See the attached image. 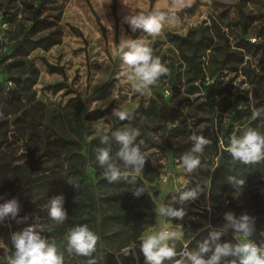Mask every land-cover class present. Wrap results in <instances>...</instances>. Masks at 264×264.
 <instances>
[{
    "label": "rangeland",
    "instance_id": "374dc122",
    "mask_svg": "<svg viewBox=\"0 0 264 264\" xmlns=\"http://www.w3.org/2000/svg\"><path fill=\"white\" fill-rule=\"evenodd\" d=\"M238 1L185 0L190 6L174 8V0L153 5L150 0H49L42 14L53 21L47 26L46 20L36 22L28 6L37 0H0V82L6 85L0 105V203L16 199L19 207L15 219L0 222V240L8 246L0 248V264L15 251L12 234L35 222L45 225L42 234L55 242L64 264L89 259L68 251L66 235L77 225L100 237L93 253L97 264H118L117 253L126 247L135 248L134 254L121 255L119 264H144L141 237L165 227L182 231L189 249L197 250L211 231L206 225L221 227L227 211L255 217L251 239L264 241V160L243 164L226 150L231 136L247 128L264 134V48L253 44L264 43V0H246L244 29ZM156 10L177 17L158 36L133 33L123 23L125 15ZM26 36L31 41L17 50ZM121 37L146 40L170 70L143 95L121 75ZM17 76L24 79L14 81ZM10 88L17 90L13 97ZM116 108L129 111L131 119L112 116ZM253 110L261 115L253 118ZM95 122L109 128L106 143ZM131 129L140 133L135 143L143 141L144 169L132 182L135 173L121 165L128 179L110 183L96 150L110 148L115 155L120 144L112 133ZM193 135L211 143L201 154L204 167L187 173L179 158L192 148ZM229 176L244 179L241 191ZM185 182L199 184L203 194L181 205L177 190ZM138 188L144 192L136 196ZM19 196L37 207L26 210ZM57 196L64 197L68 213L63 224L48 216L47 205ZM161 205L183 207L187 214L182 221L160 217ZM21 223L25 227L15 229ZM227 241L235 242L231 231L220 242Z\"/></svg>",
    "mask_w": 264,
    "mask_h": 264
},
{
    "label": "clouds",
    "instance_id": "9594fccd",
    "mask_svg": "<svg viewBox=\"0 0 264 264\" xmlns=\"http://www.w3.org/2000/svg\"><path fill=\"white\" fill-rule=\"evenodd\" d=\"M190 6L185 0H174V8ZM177 17L171 13L163 11L139 12L128 14L123 17V23L129 25L131 31L135 33L142 30L149 36L155 37L161 34L166 22H175ZM117 54L122 60V73L127 81L132 82V88L141 95L150 90L161 76L168 75L170 70L161 63L159 57L153 55V49L144 39H132L131 37H121L118 45ZM113 95L115 93L113 92ZM99 103V101L94 102ZM91 111V110H90ZM253 118L259 117L261 112L253 110ZM112 116L120 121L131 119V113L123 108H116ZM95 132L102 135V143H106L108 136L106 133L109 128L101 126L95 122L93 124ZM136 129L116 131L112 133L119 142L120 147L112 154L110 148H99L96 150V161L105 171L108 181L116 182L128 179L129 173L122 171L130 169L135 176L142 173L146 158L141 150V145L135 143L139 136ZM192 148L185 152L180 158V166L187 173H192L198 168L204 167L201 162V154L205 146L211 141L204 136L193 135ZM231 157L243 164H255L264 160V134L256 129L247 128L240 136L232 135L226 149ZM219 167V166H217ZM215 169L213 170V172ZM228 181L236 190H242L245 181L237 177L229 176ZM144 192L143 188H138L134 195L139 196ZM178 203L181 205L186 202L196 201L203 194V189L199 184L189 187L185 182L183 190H177ZM177 198L173 197L175 201ZM48 216L56 224H63L68 218L67 210L64 208V197L57 196L49 201ZM19 207L16 199L6 200L0 203V222L11 217L15 219L18 215ZM186 209L181 207L174 208L171 205H161L157 210V215L169 220H183L186 216ZM37 221V220H36ZM223 225L218 228H211L208 238L198 245L197 250H189L188 244L184 241V233L178 230H171L167 227L159 230H150L141 237L139 250L144 257V264H164L171 261L172 264H264V241L257 244L251 239L256 231L255 217L242 214L237 217L232 211L223 213ZM45 225L35 222L26 227L22 232L13 233L11 245L15 249L12 255L7 257V264H64V257L58 252L54 241H50L44 233ZM229 231L232 232L231 241L220 242L221 237ZM264 236V233H261ZM68 251L74 252L78 256L88 257L86 264H97L93 258L96 246L100 237L89 229L87 225H77L71 228L66 235ZM178 245H182L177 251ZM7 245L0 240V248L7 250ZM135 248H123L117 253L119 257L133 255ZM178 257V258H177ZM231 257V259H229ZM138 259V257H137Z\"/></svg>",
    "mask_w": 264,
    "mask_h": 264
},
{
    "label": "trees",
    "instance_id": "16d2710c",
    "mask_svg": "<svg viewBox=\"0 0 264 264\" xmlns=\"http://www.w3.org/2000/svg\"><path fill=\"white\" fill-rule=\"evenodd\" d=\"M49 0H37V2H36V4H34V3H28V6L30 7V8H32V13H33V17L35 18V20H36V22H44L45 20H46V24H47V26H50V25H52L53 24V21H51V20H49L48 18H49V16L47 15V19H45V17L44 16H42V14H43V12H44V8H45V6H46V4H47V2H48ZM154 1L155 0H150V4L151 5H153V3H154ZM244 3H246V0H239L238 2H237V6H238V10H239V13H240V24H241V26H242V28L244 29L245 28V23H244V15H245V11H244ZM150 12V11H149ZM28 41H31L30 40V38H29V36H26V37H22V38H20L19 39V41H18V43H17V45H16V49L17 50H20V48L23 46V44H25L26 42H28ZM248 42H250V41H248ZM37 43V42H36ZM35 43V44H36ZM53 43H55L54 41H52L50 44H53ZM35 44L33 45V46H35ZM253 44H256V45H259V46H261V47H263L264 48V43L261 41H258V40H256V41H254L253 42ZM189 59L191 60V56H189ZM14 81H21V80H23L24 78H23V76H17V77H13L12 78ZM12 79H10V81L12 80ZM5 84L3 83V82H0V105L2 104V103H4L5 102ZM17 92V90L14 88H10L9 89V94H10V96L11 97H13L14 96V94ZM16 107L18 108V106L16 105ZM16 108V109H17ZM21 110V107H19L17 110H16V112H18V111H20ZM93 112L94 111H88L87 113H86V118L87 119H90V118H92V114H93ZM76 115L77 116H79L78 117V119L80 120V114H79V111L76 113ZM19 119V118H18ZM226 134V133H225ZM224 134V136H226ZM94 140L95 139H93V142H94ZM225 143H227L228 144V141H225ZM2 170L3 171H7V169H4V167L2 168ZM19 200L22 202L21 203V206H23V207H25V209L26 210H33V208L32 207H37V204H35V203H32L31 201H27L26 199H24V197H22V196H19ZM154 223V219H152V221H150V224H153ZM25 224L26 223H21V224H19V225H16L15 226V229H18V228H20V229H22V228H24L25 227Z\"/></svg>",
    "mask_w": 264,
    "mask_h": 264
},
{
    "label": "built area",
    "instance_id": "2783aa9c",
    "mask_svg": "<svg viewBox=\"0 0 264 264\" xmlns=\"http://www.w3.org/2000/svg\"><path fill=\"white\" fill-rule=\"evenodd\" d=\"M188 248H189V246H188ZM179 250H180V249H179ZM179 250H178V251H179ZM189 250H190V249H189ZM177 258H178V257H177ZM164 264H172V262H171V261H165Z\"/></svg>",
    "mask_w": 264,
    "mask_h": 264
}]
</instances>
